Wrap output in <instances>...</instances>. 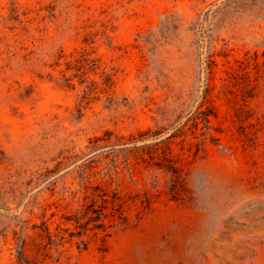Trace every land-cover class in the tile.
Masks as SVG:
<instances>
[{
    "label": "rangeland",
    "instance_id": "rangeland-1",
    "mask_svg": "<svg viewBox=\"0 0 264 264\" xmlns=\"http://www.w3.org/2000/svg\"><path fill=\"white\" fill-rule=\"evenodd\" d=\"M0 264H264V0H0Z\"/></svg>",
    "mask_w": 264,
    "mask_h": 264
}]
</instances>
